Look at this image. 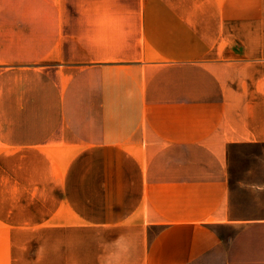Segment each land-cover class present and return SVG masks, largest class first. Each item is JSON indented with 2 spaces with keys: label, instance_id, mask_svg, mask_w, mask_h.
I'll return each instance as SVG.
<instances>
[{
  "label": "crops",
  "instance_id": "crops-1",
  "mask_svg": "<svg viewBox=\"0 0 264 264\" xmlns=\"http://www.w3.org/2000/svg\"><path fill=\"white\" fill-rule=\"evenodd\" d=\"M12 6L0 264H264V175L231 161L264 145V0H143L133 33L85 20L84 59L75 20Z\"/></svg>",
  "mask_w": 264,
  "mask_h": 264
},
{
  "label": "rangeland",
  "instance_id": "rangeland-1",
  "mask_svg": "<svg viewBox=\"0 0 264 264\" xmlns=\"http://www.w3.org/2000/svg\"><path fill=\"white\" fill-rule=\"evenodd\" d=\"M11 0L12 8L10 18L6 20H39L36 16L49 17L54 13L58 20H75L77 33L76 49L79 58H89L88 51L94 50L95 41L89 43L83 40L86 29L85 20H109L102 30L106 35L114 32H123L121 27L112 24L110 20H125L124 33H133L135 25L132 20H141L143 12V0ZM161 13L164 8L161 4L156 6ZM8 9V8H7ZM47 20V18H45ZM111 26H110V24ZM108 26V27H107ZM123 26V25H122ZM93 33L99 32L98 27L91 28ZM108 36V37H109ZM97 43H100L97 40ZM231 161L233 162L235 175L248 173L264 175V145H241L233 151ZM225 231L228 229L225 228Z\"/></svg>",
  "mask_w": 264,
  "mask_h": 264
}]
</instances>
